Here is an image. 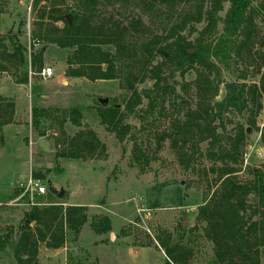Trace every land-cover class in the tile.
<instances>
[{
	"label": "rangeland",
	"instance_id": "374dc122",
	"mask_svg": "<svg viewBox=\"0 0 264 264\" xmlns=\"http://www.w3.org/2000/svg\"><path fill=\"white\" fill-rule=\"evenodd\" d=\"M63 2L62 8L72 4V0ZM201 2L202 12L211 7L210 0H184L168 10L167 14L165 7L159 6L158 13L152 10L147 15L144 14V4L130 0L120 11L112 5L102 7V10L123 22L140 18L131 48L143 54L145 39L157 40V36H160L158 40L162 43L164 30L179 21L182 15L194 14ZM42 4L44 1L34 7L33 0H0V31L18 39L26 47V55L31 44L35 47L44 44L43 41H34L32 33L38 28L35 22ZM228 6L229 0H221L214 27L207 28V20L203 16L200 21L189 20L182 34L189 40L197 38L205 43L214 42L222 32V19ZM255 21L258 33L250 46V54L246 55V50H243V59L233 56L228 65L217 62L220 68L215 77L217 92L213 100L223 98L228 81L235 85L245 84L244 90L253 83H260L264 75V57L260 56L264 46L261 48L259 44V40L264 42V10ZM56 24L61 25L62 22L57 21ZM5 42L8 43V39ZM110 49L113 51V46L110 45ZM46 50L55 78L62 71V61L71 49L48 43ZM164 52L167 58L168 52ZM163 59L156 53L153 63ZM118 65L120 79L110 80H90L62 74L61 79L53 81L51 77L44 78L38 73L29 72L32 76L31 101L27 100L23 107L11 96V84L4 83L6 89L2 88L3 95H0V115L1 118L8 117L10 121L2 126L0 139V264H135L134 259L142 264L144 254L145 264H164V251L157 246L154 236L166 231L175 237L179 223L185 216V237L191 233L189 229L197 226V231L192 233L195 243L187 264H211L212 243L199 233L202 225L196 224L195 219L197 205L212 191L207 190L206 184L212 182L214 174L208 172L206 176L203 173V169L213 163V159L205 154L208 140L199 143L203 155L196 156L192 168H185L177 158L171 139L162 138L163 132L172 128V122L184 115L187 103L195 107L196 71L190 69L181 74L168 62L161 65V73L168 82L167 92L163 93L164 84H159V89L154 90V80L147 77L139 80L140 73L130 63ZM10 73V69L0 71V75ZM127 75L129 79L132 75L137 76L134 86L140 100L133 105V110L125 108L130 91L125 85L120 86V80L124 84ZM185 82H188L187 85H182ZM146 93L154 99L150 101ZM175 94L179 95L178 99ZM247 95L250 98L251 94ZM182 96H185L186 102H178ZM102 98H107L106 103L116 102L123 111L128 130L122 139L100 122L96 108ZM173 101L177 111L173 109ZM33 106L50 109V115L40 121L38 128L31 123ZM72 106L81 110L80 125L65 119L61 127L68 135L80 129L94 130L104 145L98 149L97 156L73 158L57 154L65 149L59 127V120L66 116L62 110ZM215 123L219 124L217 121ZM222 124L217 128L221 136H232L240 126L245 127L242 160L235 166L238 179H251L254 169L264 172V146L260 139L264 127V107L256 112L252 100L241 109L228 107L223 112ZM248 127L250 129L246 130ZM39 140L47 144L48 151L38 145ZM138 149L149 157V164L136 161L134 153ZM29 176L40 179L47 188L50 185L57 191L62 190V196L51 197L49 190L43 195L29 191L16 194L17 184ZM249 198L253 200V195L250 194ZM58 201H63L64 206H86L87 221L79 233L74 235L67 231L65 247L50 248L44 241L38 242L35 260L26 259L22 254L17 258L15 245L18 237L23 230L32 233L35 228L34 222L30 223V229L26 228L25 212H29L33 205L43 207ZM103 215L110 218L111 230L98 234L91 228L90 221L92 217ZM261 249L259 264H264V246ZM128 250L131 256L129 262Z\"/></svg>",
	"mask_w": 264,
	"mask_h": 264
},
{
	"label": "trees",
	"instance_id": "16d2710c",
	"mask_svg": "<svg viewBox=\"0 0 264 264\" xmlns=\"http://www.w3.org/2000/svg\"><path fill=\"white\" fill-rule=\"evenodd\" d=\"M42 1L44 4L39 6L35 22L38 28L32 33L35 36L34 41H43L44 44L37 47L31 44L26 55V47L18 39H14L10 33L0 31V71L10 69L15 82L26 83L29 72L39 74L43 67L44 52L48 43L71 49L65 58V75L70 77H85L90 80L120 79L118 64L130 63V66L140 73L139 80L143 77L153 79L156 86L154 90L159 89V84H164L162 92L166 93L168 82L167 77L161 73V65L168 62L172 67L179 69L181 74L194 69L197 96L195 107L187 103L184 115L172 122V128L163 132L162 138L171 139L177 158L185 168H192L196 156L203 155L199 143L208 140L205 154L213 159V163L203 169V173L206 176L208 172L214 174L212 182L206 184L207 190L212 191L197 205L195 219L196 224L202 225L199 233L212 243L211 264H259L261 247L264 246V172L254 169L251 179H238L235 166L242 160L245 127L240 126L232 136H221L217 128L219 125L223 126V112L228 107L236 106L241 109L247 106L249 100H252L256 112L264 107V75L261 76L259 84L253 83L246 90L245 84L235 85L234 82L228 81L223 98L213 100V97L217 92L215 77L220 68L217 62L228 65L233 56L243 59V50H246V55L250 54V46L252 47L258 33L255 20L264 10V0H229V6L222 19V32L214 42L208 43L197 38L189 40L182 34L189 20L200 21L203 16L207 20L206 27H214L216 12L221 9V0H210L211 7L204 12L201 2L194 14L182 15L179 21L164 30L162 43L158 40L160 36H157V40L145 39L143 54L131 48L135 42L132 39L135 36L134 31L139 27L140 18L123 22L119 17L113 18L111 13L106 14L102 10L112 5L120 11L125 9V3L130 0H72V4L65 8L61 7L63 0H33V6L37 7ZM138 1L144 4V14L149 15L152 10L158 13L159 6H164L167 14L168 10L184 0ZM68 15H71L70 19ZM57 21L62 24H56ZM7 39L8 43L5 42ZM259 44L263 48L262 40H259ZM110 45L113 46V51ZM164 50L168 52L167 58ZM156 53L164 59L153 63ZM260 56L264 57V52H260ZM136 77L132 75L129 79L127 75L124 84L120 80V86L125 85L130 91L125 102V108L128 110H133V105L140 100L134 86ZM245 93L251 94L250 98ZM145 95L149 96L148 93ZM178 96L175 94L176 99ZM149 99L151 101L154 97L149 96ZM183 101L185 96L178 102ZM173 109L178 110L174 101ZM96 111L100 122L122 139L127 133L128 124L124 122V114L119 104H103L100 101ZM62 112L66 116L59 120V127L65 149L59 150L57 154L73 158L97 156L98 149L104 145L94 130L80 129L75 134L68 135L62 128L65 119L80 125L81 110L72 106ZM31 114V123L38 128L40 121L50 115V109L33 106ZM9 121L8 117L1 118L0 115V139L2 126ZM216 121L219 124H216ZM260 139L264 146V127L261 129ZM134 158L149 164V157L142 154L140 149L135 151ZM21 192L22 190L17 188L16 194ZM48 194L55 197L51 191H48ZM250 194L253 195V200H250ZM25 216L26 228L30 229L31 222H34L35 228L32 233L29 230L22 231L16 241L15 256L20 258L22 254L26 259L34 260L38 253V242L44 241L50 248L61 247L66 241L67 231L77 235L87 221L85 205L64 206L63 201L43 207L33 205L29 212H25ZM90 225L98 234L111 230L110 218L107 215L92 217ZM189 230L191 233L185 237L186 227L180 222L175 237L166 231L154 236L157 246L164 251V264H187L195 243L192 233L197 231V226Z\"/></svg>",
	"mask_w": 264,
	"mask_h": 264
},
{
	"label": "crops",
	"instance_id": "0c3cea01",
	"mask_svg": "<svg viewBox=\"0 0 264 264\" xmlns=\"http://www.w3.org/2000/svg\"><path fill=\"white\" fill-rule=\"evenodd\" d=\"M65 58L62 61V63H63L62 71L57 73L55 78L53 76H51L53 81L61 79L62 74L63 75L65 74V68H66ZM44 65H51V63H49L47 60L45 52H44V57H43V66ZM2 72H6V71H2ZM12 76H13L12 73H10V75H0V95H3V93H1L2 88L6 89L5 87H3L4 83L11 84V89L13 90V93L11 96L14 98L15 102L20 103L21 106L23 107L25 105V103L27 102V100H29V102L31 101V95H32V91H31L32 81H31V79H32V76L29 75L28 81L26 83L15 82L14 79L12 78ZM44 95L45 94H43V96ZM64 247H65V245H64ZM144 251L146 252L147 250L144 249ZM140 253H141V251L138 252L139 255H140ZM127 255H128L127 257H128V262H129L131 259L130 250H128ZM141 256L143 257V255H141ZM141 261H142V264L146 263L145 262L146 261L145 254H144L143 260H141ZM134 262H135V264H139V263H137V261L135 259H134Z\"/></svg>",
	"mask_w": 264,
	"mask_h": 264
},
{
	"label": "built area",
	"instance_id": "2783aa9c",
	"mask_svg": "<svg viewBox=\"0 0 264 264\" xmlns=\"http://www.w3.org/2000/svg\"><path fill=\"white\" fill-rule=\"evenodd\" d=\"M39 74L44 78H49L54 75V69L50 65H44ZM21 189L22 192L29 191L31 194L43 195L47 192V185L44 184L40 179L29 176L25 181L19 182L16 186Z\"/></svg>",
	"mask_w": 264,
	"mask_h": 264
},
{
	"label": "water",
	"instance_id": "95a60500",
	"mask_svg": "<svg viewBox=\"0 0 264 264\" xmlns=\"http://www.w3.org/2000/svg\"><path fill=\"white\" fill-rule=\"evenodd\" d=\"M68 18L70 19V18H71V15H68ZM165 55H167V54H165ZM106 101H107V98H102V99H101V102H102L103 104H106ZM249 129H250V128L248 127L247 130H249ZM38 145L41 146L42 149H43L44 151H48V150H49L47 144H46L43 140H39V141H38ZM152 165H153V163H152ZM48 190L51 191L53 194L59 196V197L62 196V190L57 191L55 188H53V187L50 186V185L48 186ZM186 217H187V216H185V218H184L183 221H182L183 226H184L185 223H186ZM112 235H113V234H112V232H111V236H112Z\"/></svg>",
	"mask_w": 264,
	"mask_h": 264
}]
</instances>
